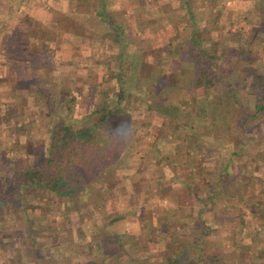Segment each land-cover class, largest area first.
<instances>
[{"label":"trees","instance_id":"obj_1","mask_svg":"<svg viewBox=\"0 0 264 264\" xmlns=\"http://www.w3.org/2000/svg\"><path fill=\"white\" fill-rule=\"evenodd\" d=\"M76 1L78 8L85 10H90V5L95 6V17L105 22L102 33H105L106 27L110 28L107 31L111 33V41L120 48L119 61L109 65L107 76L116 87L111 95L104 88L92 87V93L86 96L91 106L82 114L73 115L71 106L62 107L60 103L65 96L59 99L66 85L63 88L57 84L59 88L56 92L59 94L55 102L36 84H39L38 79L32 73L27 76L28 80L12 79L16 84L15 90L8 91L15 92L14 99H7L0 108V135L4 127L8 128L7 137L2 135L4 139H0V162L6 165L5 169H0V252L8 257V262L3 264H120L122 261L121 264H149V255L156 249L151 251L144 242L136 240L134 249L140 251L129 255L126 246L134 238L125 230L113 228L111 224L115 219L102 216L104 221L101 223L96 219L97 229L84 243L77 245L74 242L80 238L76 233L80 227L73 226L70 219L72 211L76 214L85 211L87 198L99 190V183L103 184L100 177L102 179L104 173L112 175L116 166L126 164L130 149L139 136L137 129L142 126L147 127L142 136L152 131L150 146L159 148L168 136L175 141L179 149L173 152V156H162L155 150L160 159L164 157L165 164L176 167L177 160L182 156L184 165L186 158L191 157L199 167L198 178H203L197 180L192 175L179 180L185 191L193 192L194 198L201 204L193 209V214L186 213L182 205L166 209L176 214L173 221L166 217V222L170 226L169 231L178 238L165 249L162 260L167 264H264V200L258 201L264 192V147L256 146L262 142V138L256 136L259 129L264 138L261 127L264 124V69L260 66L264 60V0H256L253 5L244 8L241 5L239 10L234 6V0H228L229 5L230 2L233 5L227 8L221 0H209L215 3L206 5L204 11L201 10L203 12L194 8L191 0H142L139 2L140 8L138 4L134 7L135 15L139 12L154 14L153 17L143 18V21H136L150 27L151 33L158 29L153 23L145 22L165 19L168 29L171 25L169 21L173 19L178 25L174 31H169L171 37L168 33V40L156 44L152 42L134 50L135 54L142 55V63L137 66L138 75L141 64L150 68L145 86L152 97L140 100L143 111L159 112L168 118L156 127L148 124L147 120L140 122L134 119L131 96L138 94L134 90L135 84L131 86L132 77H127L121 60V55L127 52L122 31L129 21L119 23L110 15L108 6L111 0ZM173 2L177 3L174 9ZM162 4L171 6V12H164ZM237 10L241 11L240 15ZM68 14H61L66 31L70 21ZM221 14L225 16L223 22L220 21ZM206 15L209 17L208 23L203 21ZM223 26L227 27L226 31L222 30ZM5 27L6 23L0 22V32ZM33 30L29 27L28 36L19 32L21 44L15 45L14 49H10L4 38L0 37V44H3L1 62L8 61L12 50L24 51L22 47H33V43L38 44L35 45L36 52L52 49L54 45L62 48V44L47 34L48 31L39 30V33L46 34H42L43 37L29 33ZM87 31L82 30L84 34ZM70 48L66 51H70ZM233 48L238 52L232 53ZM99 52L101 57L102 53L105 55V62L109 63L106 53ZM20 61V65L26 63L28 72H32L34 66L31 61ZM188 64L192 73L189 84H186L180 78L176 79L179 74L176 70ZM173 65L177 69L166 70ZM46 77L50 80L53 78L49 75ZM32 80H35V85ZM23 81L25 83L22 85ZM182 85L187 89H196L199 95L183 97L182 89L186 88ZM29 95L40 101L41 112L48 116L50 128L46 142L35 136L36 120L28 125L26 115L18 106L17 98L27 101ZM70 95L68 100L75 99L73 94ZM154 96L158 99L153 100ZM18 140L22 141L20 150L15 148ZM250 147L254 149L253 152ZM20 153L27 156L26 162L24 159L19 161L22 159ZM213 153L220 154L219 166L202 173L206 167L203 164L205 157ZM173 177L174 174L161 178L167 180ZM154 181L156 184L162 183L160 178ZM199 187L203 188L201 196L198 194ZM40 194L48 195L43 200V206L49 211L43 215L39 214L41 203L34 202V196ZM164 195L169 194L166 192ZM219 196L224 197L223 205L235 213V219L230 220L232 227L238 234L242 233L232 240L231 251L221 242L217 248H209L212 243L209 236L222 230L220 224L224 219L218 218L214 211L212 216L209 215L211 218L204 214L206 209L216 206ZM28 197L35 204H27L31 202L27 201ZM93 204L100 206L99 203ZM253 205L256 208L251 211L255 217L258 214L256 209H259V223L250 238L253 252L247 258H241V247L250 242L244 237L247 232L242 231L243 208ZM59 208L63 210L57 214ZM8 215L13 221H7ZM58 219L68 226L61 229ZM9 222L17 227L14 229L16 231L2 233ZM146 224H149L152 232L157 228ZM161 233L155 236L156 240H161L167 234Z\"/></svg>","mask_w":264,"mask_h":264},{"label":"rangeland","instance_id":"obj_2","mask_svg":"<svg viewBox=\"0 0 264 264\" xmlns=\"http://www.w3.org/2000/svg\"><path fill=\"white\" fill-rule=\"evenodd\" d=\"M7 1L9 0H0V22L6 23V27L3 28L2 32H0V37H2V39L4 38V42L10 46V49H14L16 47L15 45L20 46L22 37L18 36V33L22 32L23 36H28L27 30L30 26L34 30L30 31L29 33L33 35L36 34L38 36H43L42 34H44L46 36L45 33H39V30L48 31L47 34L51 36L53 40H57L58 43L62 44V52L61 49H58L55 45L52 46V49L50 48L36 52L35 45L37 46L38 44L33 43V47H22L24 51L18 50V52L16 50H12L10 52L11 57H8L9 59L5 63L1 62L0 60V108H3L5 102H7V99H14L13 95L15 92L8 91L9 89L15 90L16 84L13 78L18 77L26 79L29 73H32L36 76L38 79L37 81L39 82V84H36L40 86L44 92L50 94L52 101L55 102H57L58 98L57 100H55V98L59 94V92H56L59 88L57 84L62 87L66 85V89H63V93L60 92L59 99L62 97V95L65 96L64 99L61 98L60 103L62 104V107L67 105L69 107L71 106L72 110H70V112L73 113V115L82 114L89 108V106H91L86 96L92 93V87L104 88V91L111 95L113 88L116 86L113 84V81H109L107 79L110 68L109 65L115 63V61H119L118 54L120 48L118 45H116V43L111 41V33L107 31V29L111 30L110 28L106 27L105 33H102L105 28V22L98 19V17H95V13H93V8H95V6L90 5V10H85L86 8H82V13L78 10V14H76L75 17L76 22L72 23L73 28L70 29L71 31L67 32L64 30L65 21L63 16L58 15V13L55 11L66 6L65 0H24L25 3L22 2L21 5L23 4L22 6H25V8L22 6L18 8V5H11L13 3H9V5ZM141 1L142 0H111L108 9L111 10L110 15H113L119 23L122 21H129V23L127 22L124 24L126 27L124 26L122 31L124 47L127 52L121 55V60L123 61L122 64L127 71V77H132L130 82L131 86L135 84L134 90L138 94L131 96V106H133L134 119L141 120L140 122L147 120L146 122H148V124H152L154 127H156L159 126L162 121L167 120L168 118L159 112H149L147 110L143 111V103L140 100H149L152 97L150 96L149 91L146 90L145 86V82H147V79H149L148 74L150 72V68L144 64H141L142 68L140 69L138 75L137 66H139L138 64L142 60V55L140 56L139 54H135L134 50L136 51L137 49L146 47L147 44L152 42L156 44L158 41L168 40L171 37L170 33L174 31V28L178 25H176L173 19L169 21L171 25H169L170 27H168V29L166 28L168 22L165 19L150 23L145 22L146 24L153 23L154 27L158 29L155 33H151L150 27L144 26L142 21L144 20L143 18L153 17L154 14L139 12L135 15V12L133 11L137 4V6L140 8L139 2ZM254 1L256 0H234V3H236L239 10V6L242 5V8L248 7L251 4L253 5ZM261 1L262 0L259 2ZM191 2L194 8L200 11H204L206 5H213L215 3L210 2L209 0H191ZM75 3L77 4L76 0L69 1L68 5L70 8H72ZM173 3L174 4L172 5V8L174 9L177 7V3ZM221 3L225 8H227L226 6H231V4L233 5V2H230L229 5L228 0H221ZM164 5L165 4H162L163 11L171 12V6ZM229 10L231 11V9ZM238 12V15H240L241 11ZM224 17V14H221V22H223ZM207 18H209L208 15H206V18L203 19V21L206 23H208ZM80 19L82 20L80 21ZM140 19L142 20L141 23L136 22ZM51 21H54V23H51ZM81 24L83 28H80ZM180 27L181 25L178 28ZM223 27L222 30L226 31L227 27ZM83 29L88 31L84 34V32H82ZM72 30L74 32H72ZM181 30L183 31V29ZM168 33L170 37L167 36ZM154 34L155 37H153ZM30 38L31 37L28 39ZM70 39L72 40V44L68 43L70 42ZM0 45L1 56L3 44ZM69 46L71 47L72 52L66 51ZM100 50L105 52L106 56L109 57V63L105 62L106 57L103 53L101 57L99 52ZM231 52L236 53L238 50L233 48ZM20 59H26L29 62L31 61L32 65L34 66L32 72H30V70L28 72L26 63L21 65L19 64L21 63ZM119 65H121V63ZM133 66L135 67L133 68ZM260 66L264 69V60L261 61ZM174 67L177 69V67L173 65V67L168 66L166 70H173ZM176 71L179 72V74H177L178 78L176 79L180 78L186 84H189L188 80L192 73L189 64L183 65ZM46 75L51 76V78L53 76V78L50 80L48 77H46ZM134 75H137L135 79L133 78ZM12 79L14 81H12ZM34 81L32 80V83L35 85ZM24 83V81L21 82L22 85ZM182 86L186 88L185 85ZM70 94H73L75 99L73 98L68 100V98L71 96ZM182 94L183 97L189 98L193 95H199V91L194 88H186L182 89ZM17 99L20 110L23 111L27 117V124L31 125V121L36 120L34 123L37 126L35 129L36 138L39 137V139L46 142L48 138V128L50 127L47 123L48 116L41 112L42 109L40 107V101H38V99L33 95H29L27 101H23L21 97H18ZM157 99V96H154L153 100ZM172 100L175 99L173 98ZM65 102L66 104H64ZM261 127L264 132V124H262ZM137 131L139 136L136 137L137 139H135L134 145L130 149L126 164L124 166H116L115 170L113 171L115 172L114 174L108 175L107 173H104L103 178L101 179L100 177V180H102L103 184L99 183V190L97 189L91 194V196H88L86 208L84 207L85 211H82L79 214H76L74 211H72V215L70 217L72 225H78L80 227L79 230L76 231V233L80 235V238L75 239L74 244L77 245L78 243H84L85 240L90 237L91 233L97 229V222L95 220L98 219L101 223L104 221L102 216H105L107 218L115 219V222L111 224L113 228L119 229V231L125 230L127 233H129L128 235L134 238V240L130 239L126 246L129 255L132 254L133 256L134 253L140 251L134 249V243L137 240L144 242L151 251L152 249H156V251H153L151 255H149V264H167L165 260H162L163 253L166 252L165 249L170 246V243L175 241L178 237H176V234L171 232V230L169 231L170 226L166 222V217L170 218L169 221H173V218L176 216V214H172L171 211L167 212L166 209L176 208L178 205H182L185 207L186 213L193 214V209L201 204V202L196 201L193 192H186L184 187L179 184V180L184 176L189 177L192 175L197 178V180L203 178H198L199 167L196 166L191 157L186 158L185 164L182 165L183 158L181 156L180 159L177 160L178 164L176 163V167H173L170 164H165L164 157L160 159V156L155 152V150H158L159 154H162V156L165 154H172L173 156V152L179 149L171 137L168 136V138L165 139L163 145L157 148L150 146L153 137L151 135L152 131L151 134H148L145 137L142 135L145 131H147L146 126L138 127ZM261 133L262 130L259 129V132L256 135L258 138H262V142L256 145L260 146L259 148L262 146L264 147V138L261 137ZM7 134L8 128L4 127L2 134L0 135V139H4L3 136L7 137ZM16 142V147H14L17 150H20V143L22 141L18 140ZM251 148L252 147H250V150L253 152L254 149ZM219 156V153H213L211 156L205 157L203 164L206 167L203 169L202 173H208L209 171L213 170L214 167H218L221 162V158ZM26 157L21 154L22 159L19 161L21 162L24 159L26 162ZM5 168L6 165L0 162V169ZM173 174L174 177L172 179L166 180L165 178H161L163 176L167 177ZM156 178H160L162 183L156 184L154 181ZM202 189V187H199L198 189L199 196L202 195ZM166 192L169 195H164ZM45 197H48V195L40 194L38 196H34V202L36 201V204L41 203L42 209H40V212L37 211L40 215H43L49 211L43 206V200ZM53 197L56 198L57 196ZM263 200L264 192L258 198V201L263 202ZM27 201H31L29 197ZM31 202L27 204L30 205L34 203L33 201ZM93 202L99 203L100 206H94ZM248 203H250V201H248ZM223 204L224 197L219 196L217 198V203L215 204L216 206L205 210L204 215L206 217L208 216V218H211L210 216H212L211 214L214 211L218 218L224 219V222L221 221L223 223L220 224L222 230L220 232H213L212 235L209 236L208 239L212 241V243L209 244V248H217L218 244L221 242V244L224 245L223 247L231 251L233 245L232 240H234V238L240 237L242 233L238 234L236 229L232 227V224L230 223V220L235 219V213L233 209L228 208ZM64 205H67V203ZM35 208L38 207L36 206ZM62 208H59L56 213H61L63 210ZM254 208H256L254 205L249 208H243L244 225L242 226V231L247 232V234L244 236L246 237V240L251 238L254 228L259 223L257 221L259 219V209H256L258 214L255 217L251 211ZM32 213L33 212L31 211L30 215ZM7 218H9L7 221H13V218L10 215H8ZM143 219H148L146 222L157 228L153 229L154 231L152 232L150 230L149 224H146ZM151 222L153 223L151 224ZM11 223L12 222L7 223L9 224V227H5V230H3L2 233L7 230H11L12 232L16 231L14 229L17 227H13V224ZM57 223L59 226H61V229L64 226H68L67 224L65 225V222H63L62 219H58ZM167 228L168 230H166ZM160 232H162L161 235H164L166 232L167 234L161 240H156L155 236H160ZM249 241L250 242L246 246H243L240 249L239 256L241 258H247L248 254L253 252L254 246H252L251 239ZM260 245L261 243H259V246ZM73 247L74 246L72 245L71 248ZM8 252H6V254ZM141 255L142 254L139 256ZM4 262H8V257L4 256L0 252V264H3ZM121 263H123V261Z\"/></svg>","mask_w":264,"mask_h":264},{"label":"crops","instance_id":"obj_3","mask_svg":"<svg viewBox=\"0 0 264 264\" xmlns=\"http://www.w3.org/2000/svg\"><path fill=\"white\" fill-rule=\"evenodd\" d=\"M26 1V0H25ZM25 1L24 0H9V1H7L8 2V4L10 3H13V4H11V5H18L17 7L18 8H20L22 5H21V3L23 2V3H25ZM69 1H74V0H65V4H66V6L65 7H61V8H59V9H57V10H55L57 13H58V15H60L61 16V14H64V13H69L68 15V19L70 18V21H69V24L67 25V32L68 31H71L70 29H72L73 27H72V23L73 22H76V14H78V10L82 13L83 12V10H82V8H78V5L75 3V5L72 7V8H70V6L68 5L69 4ZM64 2V1H63ZM9 4V5H10ZM13 6V7H14ZM237 6V5H236ZM22 7H24L25 8V6H22ZM231 7V6H230ZM244 8V7H243ZM22 9V8H21ZM21 11V10H20ZM19 12V11H18ZM82 19H80V21H81ZM54 23V21H51V23ZM66 26V25H65ZM30 27V26H29ZM81 28H82V26H81ZM65 30V29H64ZM72 32H74L73 30H72ZM69 41V40H68ZM68 43H71L72 44V40L70 39V42H68ZM70 51L72 52V49L70 48ZM69 51V52H70Z\"/></svg>","mask_w":264,"mask_h":264}]
</instances>
